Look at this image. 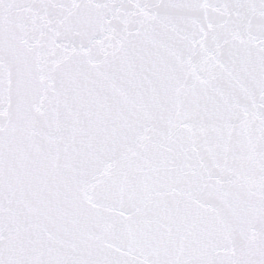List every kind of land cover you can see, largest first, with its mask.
Wrapping results in <instances>:
<instances>
[{
    "label": "snow or ice",
    "instance_id": "obj_1",
    "mask_svg": "<svg viewBox=\"0 0 264 264\" xmlns=\"http://www.w3.org/2000/svg\"><path fill=\"white\" fill-rule=\"evenodd\" d=\"M0 264H264V0H0Z\"/></svg>",
    "mask_w": 264,
    "mask_h": 264
}]
</instances>
